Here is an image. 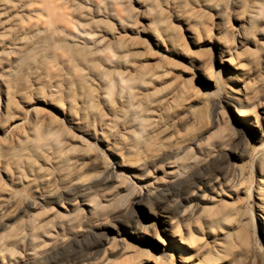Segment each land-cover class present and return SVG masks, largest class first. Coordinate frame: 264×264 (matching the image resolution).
Returning <instances> with one entry per match:
<instances>
[{"label":"bare ground","instance_id":"obj_1","mask_svg":"<svg viewBox=\"0 0 264 264\" xmlns=\"http://www.w3.org/2000/svg\"><path fill=\"white\" fill-rule=\"evenodd\" d=\"M92 1L84 0L83 3L92 8ZM162 1L156 5V0H133V7L124 5L128 12L134 13L135 20L123 28L122 32L137 37L140 43H126L123 58L130 57L133 62L141 63L132 64L134 71L128 78L129 81L116 82L131 85L136 104L122 118L113 119L94 129L88 123L99 117L102 110L91 109L92 100L111 95L113 85L97 91L94 81L58 79L59 67L50 65L45 57L55 55L56 58H61L62 65L66 64L63 61L61 5L56 0H0V165L15 162L28 154L35 157V160L27 163L32 179L27 180L19 173L14 175L3 170L8 180L14 184L35 183L48 176L40 173L36 162L47 165L56 156L63 158L64 163H83L93 152L89 141L91 139L104 146H108L110 142L127 146L128 151L139 148L145 150L147 144H137L135 141L146 131L151 137L160 139L157 149L161 154H175L173 159L166 161H159L158 156L146 159L147 162H154L153 170L133 176L136 180L134 182L120 177L109 194L101 195V203L94 204L84 200L90 194L86 192L78 194L72 200L63 199V202L57 204V211L50 209L40 218L36 214H30L27 219L19 221L0 236V264H21L23 259L20 252L24 250L29 251V260L36 255H44L48 245L63 244V251L66 250L70 237H77L83 232L80 224L85 222L88 225L92 217L104 215L107 204L111 206L113 201L124 194L128 198L158 197L162 194L161 187L184 184L207 159L217 155L227 157L231 153L229 144L236 133L233 123L240 125V131L245 133L256 127L255 110L264 114L262 103L254 105L253 109L238 106L232 109L233 119L226 123L225 132L210 135L216 140L202 143L194 141L190 135L175 141L171 145L174 147L172 150L163 146L167 135L166 113L171 107L165 106L160 98L151 100L149 89L154 82L168 77L169 70L173 67L171 58L187 60L195 71L191 78L193 83L204 82L207 88L217 86L219 76L223 74L226 81L235 86L240 85L243 89V94L235 88L229 90L235 100L254 102V96L247 93L244 81L256 78L248 70L251 47L264 53V30L258 33L259 39L254 44L248 39L247 31L256 21L264 0H233V4L238 5L244 14L242 19L235 18V41L224 40L220 33V18L227 9L226 2ZM200 8L207 10L205 16L196 15ZM79 9V17H86L87 12ZM120 13L118 11L117 14ZM164 13L181 20L179 22L185 34L179 32L182 30L177 32L165 27V19L162 18ZM107 17L117 20L116 13H109ZM208 26L216 33L207 31ZM99 32L109 39L85 50L91 58L99 55L103 49H116L123 44L120 34L110 30ZM147 42L150 48L146 46ZM189 46L196 48V52L192 51L187 55ZM72 52L76 60H83L79 47H74ZM216 63L221 69H217ZM34 65L37 67L30 71L34 87L29 90L27 80L16 76L21 71L32 69ZM107 75L113 78L118 76L115 72ZM91 76L100 79L103 72L96 69ZM204 90L205 88L194 84L190 90L180 87L172 96L171 106L175 109L186 101L193 102L196 95L204 94ZM29 93L35 95L33 101L28 99ZM124 98L119 94L116 99L123 101ZM61 136L63 139L60 141L58 139ZM118 167L139 170L138 166L119 160L113 162L111 170ZM250 171L255 175L252 184ZM214 184L217 187L207 199L205 207L196 221L188 225L179 220L173 221L172 218L184 208L186 198L175 205L149 206L152 217L139 224L141 235L121 231L119 240L122 247L116 264H245L242 259L247 254H252L247 264H264V152L255 159L251 167L243 162L236 166L235 172L227 181L218 179ZM135 187L140 189L138 193ZM65 189L57 186L48 191L42 190L35 209L44 206L48 197L63 193ZM9 194L4 192L0 201H6ZM248 200L251 202V210ZM134 203L139 204L138 201ZM161 217L169 218L168 226L167 221ZM98 227L106 230L109 225L102 219ZM117 251L113 240L106 247L93 251L81 259V262L73 264H114L109 257ZM170 254L174 261L169 260ZM71 256L73 255L63 253L66 261Z\"/></svg>","mask_w":264,"mask_h":264},{"label":"rangeland","instance_id":"obj_2","mask_svg":"<svg viewBox=\"0 0 264 264\" xmlns=\"http://www.w3.org/2000/svg\"><path fill=\"white\" fill-rule=\"evenodd\" d=\"M56 1L63 8V61L66 64L62 65L60 62L61 58H56L55 55L46 56L45 59L50 61V65L59 67L58 79L63 81H94V88L97 91L102 90L107 85H113L111 95L101 99L94 98L90 105L91 109L98 108L102 110V114L99 117L92 119L88 123L89 127L98 129L103 123L116 118H122L136 104L134 94L131 93V85L116 82L129 81L128 78L134 71L132 64L139 65L141 63L133 62L130 57L123 58L126 54V43H129V41H134L137 45L140 43L137 37L135 38L130 33L124 34L122 32L123 28L131 25L135 20L134 13L128 12L124 5L133 7L134 2L133 0H93L91 3L94 6L91 8L83 3L84 0ZM219 1L227 3V9L222 12L220 18L221 36H223L224 40L231 39V41H235L234 33L237 27L235 18L242 19L244 14L240 11L238 5L233 4V0H218L217 2ZM161 2L163 1L156 0V5L161 4ZM77 9L85 10L87 12L86 17L80 18ZM118 11H121L119 15L117 14ZM109 13H116L117 20L108 18L107 14ZM206 14L207 10L204 8H200L196 12L197 16H205ZM162 18L165 19V27L170 28V30H177V32L182 30L179 32L182 35L185 34L184 28L180 23L181 20H177L169 13H164ZM208 27L207 31L216 33L210 26ZM104 30L120 34L123 44L116 49H103L99 55L92 58L89 57L85 50L93 48L102 40L109 39L108 36L102 35L99 32ZM263 30L264 6L259 11L252 27L247 31L248 39L254 44L259 39L258 33ZM213 32L212 34H214ZM76 46L80 48V57L84 61L80 59L76 60L73 57L72 49ZM146 46L151 47L148 42ZM251 49L252 53L250 55L251 59L248 70L256 78L244 81L247 93L253 95L255 99L254 102L250 101L249 103L239 102L232 97L229 93L230 89L235 88L240 94H243V89L240 85L235 86L226 81L223 74L219 76L217 86L211 85L207 88L204 82L193 83L191 81L195 71L186 59L171 58L173 67L170 68L168 77L163 81L154 82L149 89L151 100L160 98L165 106L171 107L167 110V120L165 122L167 135L163 146L167 150L174 148L171 145L175 141L190 135L194 141L202 143L216 140L214 136L210 135H213L215 132H225L224 130L227 128L226 123L228 120L232 121L233 119L232 109L237 106L244 109H253L256 104H264V53L254 47H251ZM188 50L187 55L190 52L193 53L192 51L196 50V48L189 46ZM68 60L70 62H67ZM174 61H176V67ZM23 65L24 62L21 63V66ZM37 65H34L30 70L21 71L16 76V78L27 80L29 90L34 87L31 83L30 71L35 69ZM216 67L217 69H221L218 63H216ZM96 69L103 72L102 78H92L91 74ZM110 72L117 73V78L107 75ZM193 84L205 88L204 94L196 95L193 102L188 103L186 101L185 104L174 109L171 106V99L177 93L178 88L184 86L190 90ZM119 94L125 97L123 101L116 99ZM34 96L29 93L28 99L33 101ZM1 97L0 88V99ZM255 111L257 114L256 127L248 133L240 131L242 129L241 126L233 123L236 133L231 138L229 144L231 153L227 157L217 155L212 159H207L204 165L184 184H175L166 188L161 187L162 194L158 197L150 198L143 196L138 198L133 196L128 198L127 194L121 195L112 202L111 206L107 204L103 212L104 215L92 217L88 225L82 222L80 227L83 232L77 237H70L66 250L63 251V244L48 245L44 255H36L31 260L27 256L29 251L24 250L20 252V256L23 259L21 264L79 263L81 259L87 257L97 249L106 247L113 240L116 243L118 251L111 255L109 259H111L112 263L116 264L119 261V250L122 247V242L119 240L121 231L127 230L133 232V234L141 235L139 224L148 217H152L149 213V206L175 205L181 199L186 198L187 201L184 204V208L178 212L176 217H172L173 221L179 220L187 225L192 221H196L202 208L205 207L207 199L212 195V192L216 189L215 187H217L213 183L218 179L227 181L235 172L236 166L243 162H246L251 167L255 159L264 152V114L258 112L257 109ZM192 116L195 117L192 118ZM62 139L63 136L58 140L61 141ZM89 141L92 144L93 152L83 163H64L63 158H60V156L54 157L47 165L36 162L40 167V173L47 174L48 176L38 179L33 184H14L3 173V170H5L9 174L16 175L19 173L27 180L32 179L33 176L27 163L35 160L33 154H28L15 162L10 161L3 166L0 165V199L3 198L4 192L10 193L7 196L8 198H5L6 201H0V236L13 228L19 221L27 219L30 214H36L37 218H40L48 213L50 209L57 211L59 209L57 206L59 202H63V199L66 201L72 200L78 194L88 192L90 194L85 196L84 200H89L94 204L101 203L103 198L101 195L109 194L117 185L120 177L126 181L134 182L136 180L133 176L153 170L154 162H147L146 159L158 156L159 161H166L175 157V154H161V151L157 149L160 145V139L158 137H151V134L146 131L142 132L135 141L137 144H147L148 147L145 150L139 148L128 151L127 146L116 145L113 142H110L108 146H104L94 139ZM116 160L136 165L139 170L118 167L113 171L111 170V165ZM115 171L117 174H115ZM249 177L252 184L255 179L252 171L249 172ZM137 185L138 187L140 186L139 184ZM57 186H63L66 189L63 193H56L48 197L44 206L35 209V204L38 202L41 191H48ZM139 190V188L135 187L137 193ZM249 200L247 202L251 210V202ZM136 201L139 204H135L134 202ZM184 210H186L185 213L183 212ZM162 215L169 217L165 213H162ZM102 219L109 225V228L106 230H101L98 227ZM161 219L165 220V222L167 221L168 226L169 218L161 217ZM63 253L73 256L66 261L63 259ZM251 257L252 254H247L242 259V262L247 264ZM168 258L170 261H174L172 254Z\"/></svg>","mask_w":264,"mask_h":264}]
</instances>
